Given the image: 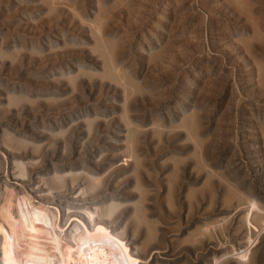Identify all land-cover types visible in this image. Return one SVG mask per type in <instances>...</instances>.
Masks as SVG:
<instances>
[{
  "label": "rangeland",
  "instance_id": "374dc122",
  "mask_svg": "<svg viewBox=\"0 0 264 264\" xmlns=\"http://www.w3.org/2000/svg\"><path fill=\"white\" fill-rule=\"evenodd\" d=\"M247 196L264 207V0H0V209L24 235L50 204L75 252L114 200L138 264H213L247 243Z\"/></svg>",
  "mask_w": 264,
  "mask_h": 264
},
{
  "label": "bare ground",
  "instance_id": "6f19581e",
  "mask_svg": "<svg viewBox=\"0 0 264 264\" xmlns=\"http://www.w3.org/2000/svg\"><path fill=\"white\" fill-rule=\"evenodd\" d=\"M24 169L22 170L25 171ZM70 178L75 185L80 179L74 176ZM83 181L86 182L85 187L82 189L85 195L90 194V191H94L96 194L102 187V178L96 176L85 177ZM64 183H66V178L62 176L54 182L53 186L61 191ZM3 195L5 197V194ZM246 201L247 204L244 203L247 205V209L243 213L244 216H241V220L243 219L244 222L241 225L245 224L243 226L244 228L246 226L248 230L247 243L245 244V240V246L240 248L230 245V250L228 249L220 257H215L213 264H223L232 258L236 259L237 264L250 263L252 249L258 241V236L253 238L254 233H257L258 229L264 228V207H261L258 199L251 196H247ZM7 209H0V216L6 219L9 226V233L4 241V260L6 264H138L137 259H145L149 256L148 253H145V257L142 256V252L139 250L134 252L127 244L124 230L122 232L118 231L120 229L117 228L116 219L120 216L122 208L114 200L98 208L101 210L94 211L90 208L87 210V213L92 216L99 215L100 222L96 223L92 230L86 223H82V230L72 236L77 243L75 252L72 251L73 246L67 244L69 228L64 229L61 225L62 212L59 208L50 204H41L40 207L35 208L32 212L30 211L31 213L27 216L25 235L19 225L20 219L16 222ZM53 209L58 211L57 217L53 216L51 211ZM140 219L141 215L137 220L141 221L142 219ZM109 225L112 226L111 230ZM138 235L139 231L137 230L134 232L133 237L136 238Z\"/></svg>",
  "mask_w": 264,
  "mask_h": 264
}]
</instances>
